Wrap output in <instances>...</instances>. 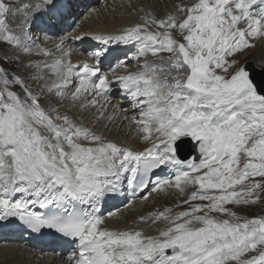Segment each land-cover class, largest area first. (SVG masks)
Returning <instances> with one entry per match:
<instances>
[{"label":"snow or ice","instance_id":"1","mask_svg":"<svg viewBox=\"0 0 264 264\" xmlns=\"http://www.w3.org/2000/svg\"><path fill=\"white\" fill-rule=\"evenodd\" d=\"M72 7L0 0V232L24 242L0 247L51 240L66 264H264V57L241 59L264 46V0L129 3L137 20L49 45L38 21ZM113 48L124 56L105 69ZM150 197L171 203L108 225L109 201Z\"/></svg>","mask_w":264,"mask_h":264},{"label":"bare ground","instance_id":"2","mask_svg":"<svg viewBox=\"0 0 264 264\" xmlns=\"http://www.w3.org/2000/svg\"><path fill=\"white\" fill-rule=\"evenodd\" d=\"M179 0H72L73 7L71 8L72 15L60 23L57 26L61 28L63 25L68 30H75L77 25L84 24L88 29H115L119 26L137 20L136 15H129L131 9L127 7L129 3L135 4L137 7H153L158 12H163L166 9L171 8L174 3H178ZM105 3L112 4V9H104L100 16L88 17V13L93 8H102ZM123 5V6H122ZM81 7L77 10V7ZM81 10V11H79ZM67 13L68 9L64 10ZM75 20L76 25L72 27L71 21ZM53 24V23H51ZM43 23L38 21L37 23V33L39 34V29H41ZM47 35L50 37L48 39L49 45L53 43L56 39L57 29L56 27L49 26L46 28ZM66 31L63 33L65 34ZM74 47V45H73ZM264 52V46H263ZM252 53L242 57H250ZM253 68V63L251 64ZM257 69V68H256ZM259 70V69H258ZM264 78V77H263ZM115 134V133H113ZM121 139H127V137L121 135ZM161 201V202H160ZM160 202L159 204H157ZM110 203H112L110 205ZM105 205L107 212H115V216H106L107 223L110 227H123L124 224H131L132 220L136 218L139 214H146L149 211L156 209L157 207L167 205L171 203V200H164L162 198H149L147 201L137 200L134 207L126 208L121 206L119 200H112ZM119 204L113 206V204ZM113 206V207H112ZM8 241V240H0ZM11 244H20L18 241H9ZM38 245V244H36ZM40 246V245H39ZM0 264H66V260L63 256L56 255L52 252H47V250H37L25 245L21 247L9 246L8 250L5 251L3 247H0Z\"/></svg>","mask_w":264,"mask_h":264},{"label":"rangeland","instance_id":"3","mask_svg":"<svg viewBox=\"0 0 264 264\" xmlns=\"http://www.w3.org/2000/svg\"><path fill=\"white\" fill-rule=\"evenodd\" d=\"M80 8L81 7L78 6L77 10ZM79 11H81V10H79ZM40 21L43 23L41 28L46 29L49 26H55L57 29L56 30L57 34H63L66 31V29L62 30L59 26H57V23H56L57 21L54 19V17H42V19ZM73 21H75V20H73ZM51 23H53V24H51ZM72 25H73L72 27H74L76 25V23H74ZM36 30H37V28H36ZM250 53H252L250 57H247V58L241 57V59L247 61L248 63H253L254 67L259 69L260 64H261V58L264 57L263 46L257 47L256 49L250 51L246 55H248ZM160 202H158L157 204H159ZM157 208H160V207H157ZM247 212H249L251 214H259L260 209H259V207L253 208V209H248Z\"/></svg>","mask_w":264,"mask_h":264},{"label":"water","instance_id":"4","mask_svg":"<svg viewBox=\"0 0 264 264\" xmlns=\"http://www.w3.org/2000/svg\"><path fill=\"white\" fill-rule=\"evenodd\" d=\"M250 65L252 64V63H249ZM252 66V65H251ZM253 68V67H252ZM253 69H255V68H253ZM257 70V69H256ZM261 78H263V77H258V79H261Z\"/></svg>","mask_w":264,"mask_h":264}]
</instances>
